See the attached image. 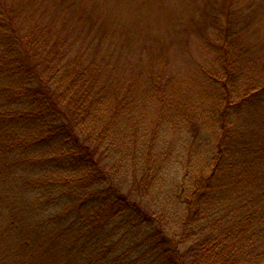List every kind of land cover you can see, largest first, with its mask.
Here are the masks:
<instances>
[{
    "label": "trees",
    "instance_id": "trees-1",
    "mask_svg": "<svg viewBox=\"0 0 264 264\" xmlns=\"http://www.w3.org/2000/svg\"><path fill=\"white\" fill-rule=\"evenodd\" d=\"M44 30L0 41V264H264V163L229 121L232 107L264 96V83L232 101L224 64L220 78L208 73L205 84L224 92L218 125L193 124L191 134L202 148L217 133L216 144L193 172L185 161L175 231L151 201L160 174L151 151L140 170L134 152L129 166L114 162L109 129L122 105L108 111L111 66L85 65Z\"/></svg>",
    "mask_w": 264,
    "mask_h": 264
},
{
    "label": "rangeland",
    "instance_id": "rangeland-1",
    "mask_svg": "<svg viewBox=\"0 0 264 264\" xmlns=\"http://www.w3.org/2000/svg\"><path fill=\"white\" fill-rule=\"evenodd\" d=\"M25 29L66 39L69 55L86 56L85 65L101 71L111 66L108 111L122 105L109 129L118 143L114 162L120 169L129 166L128 154L134 152L140 170L151 151L154 171L160 172L151 201L168 227L181 231L184 206L175 192L191 180H183L185 161L192 159L193 172L201 156L211 154L217 136L201 148L192 142L191 125L203 130L213 121L218 125L223 106V89L205 84L208 75L220 78L224 64L231 75L227 86L235 85L232 101L249 82L259 88L264 83V0H0V41ZM155 75L160 88L154 86ZM258 97L257 103L232 107L229 121L240 131L238 142L264 163V96ZM170 235L178 238L174 231ZM6 244L14 247L10 239ZM181 247L190 250V241Z\"/></svg>",
    "mask_w": 264,
    "mask_h": 264
}]
</instances>
